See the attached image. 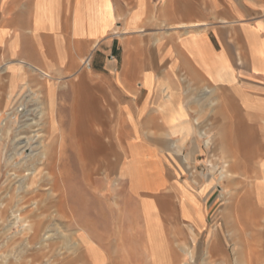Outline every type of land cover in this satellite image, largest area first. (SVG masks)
<instances>
[{
    "label": "rangeland",
    "instance_id": "rangeland-1",
    "mask_svg": "<svg viewBox=\"0 0 264 264\" xmlns=\"http://www.w3.org/2000/svg\"><path fill=\"white\" fill-rule=\"evenodd\" d=\"M187 3L194 6V11L186 9ZM234 3L236 12H241L240 22L236 19V30L242 23L264 21V0H155V18L161 36L173 31L177 34L186 30L200 31L203 28L225 25V20L231 21L232 18L223 16V13L231 14ZM244 4L252 9L250 14L244 13ZM182 23H206L207 26L185 30L177 28ZM260 32H264L261 22L257 23L254 30H248L254 36V47L264 58V39L259 38ZM147 33H150L149 30L143 34ZM190 35L189 46L208 73L216 78V71L212 68L217 64L209 47L204 41L197 39L195 32ZM229 35L230 40H234L232 29ZM87 56L81 58L75 75L68 73L58 77L59 80L50 81L43 76L40 78L41 75L37 72H32L31 79L27 78L26 83L17 80L15 88L11 85L14 81L8 75L12 68H8L9 64L6 63L0 67V205L8 201L10 192L19 196L29 189L27 175L34 170L32 163L38 160L43 149L35 144L27 147L28 140L20 141L18 134L30 123L45 122L43 117H39V113H48L49 105V108L56 106V113L64 116L63 128L68 133L72 128L75 100L80 98L86 101L92 95L107 110V140L112 147V166L107 174L101 173L94 177L93 183L89 181L87 167L81 155L69 148L66 169L69 174L67 186L69 185L70 190V204L67 205L66 214L57 216L52 210L41 216L44 220L41 239L37 245L28 247L27 237L31 236V231H27L28 225L21 223V226L14 227V217L9 213L8 223L4 227L0 224V249L6 254L0 257V264H264V212L261 211L264 210V135L260 133L263 123L249 128L242 108L236 101L238 152L236 167L231 166L228 154L232 155V150L225 151L222 156H217L213 150L216 140L211 134L214 126L211 118L218 106L217 93L211 89L208 93L207 89L195 87L185 79L180 81L181 93L203 94L207 97V102L197 103L194 111L200 117L198 122L201 124L203 121V126L208 125L209 131L203 140L204 143L208 140V151L205 150L204 154L207 162H200L202 159L199 158V163L194 166L186 159L184 166L175 167L178 171L175 173L178 178L191 179L198 185L211 179L221 193L219 203L211 212L208 228L201 232L194 231L180 221L176 209L169 202L152 193L159 192L167 183L163 168L144 166V161L138 160L142 152L127 149L126 123L114 98L120 92H115L104 76L96 74L93 68L94 58L98 61H113L114 57L99 52L95 57L92 55L91 67H87L84 66ZM221 73L228 76V79H224L225 82H232L234 79L227 70ZM49 81L54 84L56 91L48 99L45 85ZM135 90L142 92L138 85H135ZM173 93L172 88L163 89V94ZM249 104L245 101L246 106ZM224 106L226 116H233L234 107L227 93ZM205 111L208 123L204 118ZM40 128H43L41 134L48 137V126L46 129L43 123L36 130ZM36 141L37 139L34 143ZM203 142L200 140V145ZM71 143L69 139V144ZM104 156L103 152L102 159H105ZM238 156L240 159H237ZM170 168L175 171L173 167ZM28 169L30 170L23 173ZM187 185V181L185 184H178V190L184 196L190 194ZM252 191L254 194H251ZM234 195L236 198H233ZM153 198L158 201L160 211L153 203ZM235 203L236 209L232 208ZM16 210L17 207H14L10 211ZM22 215L26 216L27 212ZM30 215L28 213L29 217ZM196 217L200 220V223L196 220V226L201 230L204 227V216L197 212ZM212 235L214 240L210 241ZM234 239L236 246L232 244ZM8 241L9 246L6 244ZM13 241L15 244H12Z\"/></svg>",
    "mask_w": 264,
    "mask_h": 264
},
{
    "label": "crops",
    "instance_id": "crops-1",
    "mask_svg": "<svg viewBox=\"0 0 264 264\" xmlns=\"http://www.w3.org/2000/svg\"><path fill=\"white\" fill-rule=\"evenodd\" d=\"M154 5L155 0H0V67L9 64L12 70L8 75L15 82L26 76L31 79V63L61 77L76 72L85 55H112L113 61L94 58L93 68L115 92H120L114 98L126 123L128 151H141L138 160L144 161V166L163 168L167 183L159 192L152 193L169 202L181 222L201 232L208 228L221 193L211 179L198 185L191 179L178 178L175 173V167L184 166L186 159L194 166L199 158L200 162H207L204 154L208 151V140L203 142L207 136L203 130L207 134L208 125L203 126V121L200 124L194 111L197 103L207 102V97L181 93L180 81L185 79L195 87L217 93L218 106L211 118V134L216 140L213 150L217 156L232 150L228 160L236 167V101L249 128L264 125V58L253 45L254 36L248 33L258 22L264 25V21L242 23L236 30L241 12H236L234 3L231 14L223 13L232 18L225 20V25L161 36ZM244 6V13L250 14L252 9ZM186 9L192 12L194 6L187 3ZM194 25L207 26L182 23L177 28L189 29ZM231 29L234 40L229 38ZM148 30L150 33L143 34ZM193 32L206 43L216 60L217 66L212 68L216 78L189 46ZM258 36L264 39V32ZM225 70L234 77L232 82H225L221 73ZM135 85L142 92L135 90ZM165 87L172 88L174 93L163 94ZM226 93L234 107L231 117L226 116ZM204 118L208 123L207 114ZM260 130L264 135V126ZM186 181L190 194L184 196L178 184ZM152 200L160 211L156 198ZM232 208L236 209V203ZM197 212L204 216L201 230L195 223H200ZM213 240L212 235L210 241ZM232 244L236 246V239Z\"/></svg>",
    "mask_w": 264,
    "mask_h": 264
},
{
    "label": "bare ground",
    "instance_id": "bare-ground-1",
    "mask_svg": "<svg viewBox=\"0 0 264 264\" xmlns=\"http://www.w3.org/2000/svg\"><path fill=\"white\" fill-rule=\"evenodd\" d=\"M196 27L198 26L194 25L191 28H196ZM91 59H92V53H90L87 56L84 63L86 64L90 63ZM39 66L36 67L31 63V66L29 65V68L31 69L32 72H37L38 75H41V77L38 76L40 78H42L43 76L45 77V80L46 78L49 79L50 81L55 79L59 80V78L56 75H53L52 73L48 72L46 69L45 70L40 69L41 67ZM72 75H75V73H73ZM26 78L22 79L24 83H26L27 81ZM224 79H228V76L226 75ZM50 81L47 82L45 85L48 99L54 96L56 91L54 84L51 83ZM15 82H12L11 84L13 88H15L17 85L15 84ZM33 83L36 84L35 82ZM206 91L208 93L211 92V90L209 92V89H207ZM90 96H89V100L86 101H82L80 100V98H77L75 100V103L73 105V113H72L73 114L72 123H71L72 128L70 132L67 133L63 128L64 116H62L61 113L58 112L56 113L55 111L56 106L53 107L51 106L49 108L50 106L49 105L48 113H45L43 111L39 113V117L41 116L44 118L43 121L45 122L43 123L45 125V128L46 126H48V130H47L48 137H45L43 134H41L43 132V128L36 130V128H38L39 126L41 125L43 126V123L40 122H35L32 124L30 123V125L23 127V129L18 134V136L20 137L19 138L20 141L28 140L27 144L25 143L27 147L30 146L31 144L33 145L35 144L37 145V147L43 149V152L41 153L40 157L37 158L38 160L32 163L34 166V170L31 169L32 171H30L32 173L30 175H27V185L29 186V189L28 191H26L27 189L24 191L26 194L23 192L25 195L24 194L22 195L24 196L22 195L17 196L15 195V192L14 193L10 192L9 196H7L8 201L0 205V224L1 226L4 227L8 223L7 216L9 215V213H12V217H14L15 220V222H13L14 227H18L21 223L27 224L28 225L27 231H31V236L27 237L28 247L37 245V243L41 239L40 235L44 226V220L41 218V216H44L45 214L49 213L52 210H54L57 216L58 215L64 216L66 214L67 205L68 203L70 204L69 202L70 190L68 187L69 185L67 186V178L69 177V174L66 169L67 159H68L67 153L69 152V148L74 152L77 151L83 158L84 164L87 167L89 181L91 183H93L94 177L99 176L101 173L107 174L109 168L112 166V162H111L112 147L107 140L109 134L108 113L104 105L98 102V100L94 98L92 95ZM60 108L62 107L60 106ZM36 115H38V113ZM203 133L207 135L206 131H204ZM36 139L37 141L36 143H34ZM69 139L72 141L71 144H69ZM236 150L237 149H235L234 151ZM103 152L105 154L104 156L105 159H102L101 157V154ZM237 159H240V157ZM68 163L70 164V162ZM68 166L71 167V164ZM29 170L30 169L26 170L23 173H26ZM251 194H254L253 191ZM262 204H264V202ZM14 207L15 209L17 207V210L11 212L10 210H12ZM23 212H27V215L23 216L22 215ZM28 213L31 214L30 217L28 216ZM76 220L74 221L76 222ZM6 244L7 246H9L10 242L8 241ZM12 244H15V241H13ZM1 251L2 249H0V252ZM90 253L95 254V252L92 251H90ZM5 255L6 254L4 252L0 253V257ZM5 259L7 258H4V260ZM20 264H24V263L22 262Z\"/></svg>",
    "mask_w": 264,
    "mask_h": 264
},
{
    "label": "built area",
    "instance_id": "built-area-1",
    "mask_svg": "<svg viewBox=\"0 0 264 264\" xmlns=\"http://www.w3.org/2000/svg\"><path fill=\"white\" fill-rule=\"evenodd\" d=\"M90 62H91V61H90ZM84 65L87 66V67H91V66H90V63H87V64L84 63Z\"/></svg>",
    "mask_w": 264,
    "mask_h": 264
}]
</instances>
